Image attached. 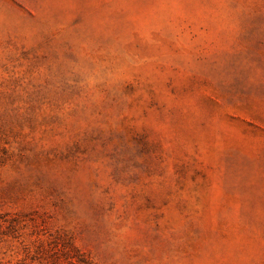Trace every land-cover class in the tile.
<instances>
[{
	"label": "rangeland",
	"instance_id": "374dc122",
	"mask_svg": "<svg viewBox=\"0 0 264 264\" xmlns=\"http://www.w3.org/2000/svg\"><path fill=\"white\" fill-rule=\"evenodd\" d=\"M0 264H264V0H0Z\"/></svg>",
	"mask_w": 264,
	"mask_h": 264
}]
</instances>
